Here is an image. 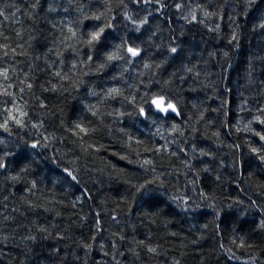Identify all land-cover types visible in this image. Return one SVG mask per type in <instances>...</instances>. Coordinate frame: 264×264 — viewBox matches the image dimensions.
<instances>
[{
    "label": "trees",
    "instance_id": "16d2710c",
    "mask_svg": "<svg viewBox=\"0 0 264 264\" xmlns=\"http://www.w3.org/2000/svg\"><path fill=\"white\" fill-rule=\"evenodd\" d=\"M0 12V264H264V0Z\"/></svg>",
    "mask_w": 264,
    "mask_h": 264
},
{
    "label": "snow or ice",
    "instance_id": "6c2138e0",
    "mask_svg": "<svg viewBox=\"0 0 264 264\" xmlns=\"http://www.w3.org/2000/svg\"><path fill=\"white\" fill-rule=\"evenodd\" d=\"M2 14H3V13L0 12V15H2ZM102 32H103V29H101L100 32H94V33L92 34V41L99 40ZM90 42H91V41H90ZM128 51H129L133 56H135V55L138 54L137 51L134 50V49H132V48H129ZM172 51L175 52L176 49L173 48ZM109 58L111 59L112 57H109ZM153 103L156 104V106H157L158 108H160L161 111H165V112H166V111H168V109H171L172 111H175V107H174L172 104H170V103L167 105V108L162 107V104H163V98H162V97L159 98V100H153ZM17 122H18V121H17ZM0 126H2V127H6V126H7V121H5V124H4V125H0ZM261 139L264 140V136H261ZM33 147H35V145H33ZM254 151H255V149H254ZM261 159L264 160V157H261ZM0 166H2V165H0ZM152 251H154V249H152Z\"/></svg>",
    "mask_w": 264,
    "mask_h": 264
},
{
    "label": "water",
    "instance_id": "95a60500",
    "mask_svg": "<svg viewBox=\"0 0 264 264\" xmlns=\"http://www.w3.org/2000/svg\"><path fill=\"white\" fill-rule=\"evenodd\" d=\"M154 100H159V98H156V99H154ZM168 104H169V103H166V101L163 99L162 107L167 108V105H168ZM170 104H172V105L175 107V111H172L171 109H168V111L165 112V111H161L160 108H158V107L156 106V104H154L153 101H152V105H153V107L155 108V110H156L159 114H162V115L173 114V115H175V116H177V117H180V113H179V110H178L177 106H176L174 103H170Z\"/></svg>",
    "mask_w": 264,
    "mask_h": 264
},
{
    "label": "bare ground",
    "instance_id": "6f19581e",
    "mask_svg": "<svg viewBox=\"0 0 264 264\" xmlns=\"http://www.w3.org/2000/svg\"><path fill=\"white\" fill-rule=\"evenodd\" d=\"M153 106V105H152ZM155 109V108H154Z\"/></svg>",
    "mask_w": 264,
    "mask_h": 264
}]
</instances>
